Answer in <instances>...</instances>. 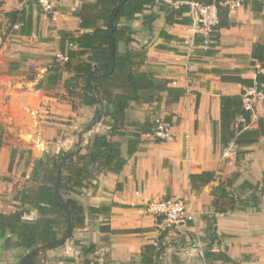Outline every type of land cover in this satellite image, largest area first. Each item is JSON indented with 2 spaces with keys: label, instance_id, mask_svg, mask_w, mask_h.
Here are the masks:
<instances>
[{
  "label": "crops",
  "instance_id": "crops-1",
  "mask_svg": "<svg viewBox=\"0 0 264 264\" xmlns=\"http://www.w3.org/2000/svg\"><path fill=\"white\" fill-rule=\"evenodd\" d=\"M186 1L153 0L132 18L117 22L127 30L116 48L133 52L131 69L184 92L175 101L161 91L158 101L130 102L117 133L110 135L112 103L90 82L103 72L92 68L74 82L75 87L83 80L88 97L95 99L92 104L68 97L66 88L73 82L67 86L65 80L73 72L59 71L55 81L49 70L37 78L25 72L26 64L36 59L50 67L62 43L65 50L78 49L68 46L70 37L84 31L77 13L98 0H53L52 17L33 1L0 0V212L21 206L19 191L38 184L33 171L43 154L69 155L60 175L76 152L90 151L94 134H104L119 143L125 160L118 173L90 165L91 176L70 191L57 188V166L54 192L63 215L53 226V240L27 250L12 244L6 248L0 238V264H14V257H3L12 253H24L16 264H27L30 255L42 250L52 251L54 264H264V135L228 158L222 156L219 140L221 96L242 95L256 86V74L264 73V62L252 55L254 46L264 47V0L223 3L227 13L222 11L219 19L228 25L219 27L207 48L201 47V39H192L187 9L178 11L187 7ZM20 9L29 17V27L25 18L13 22L5 15ZM103 23L100 19L96 25ZM27 29L29 34L21 32ZM258 90L264 92L261 86ZM262 117L264 100L257 99L245 127L256 129ZM157 118L171 123L173 139L161 141L151 134L149 122ZM24 148L35 152L31 161ZM202 172H212L213 178L190 181V175ZM251 186L259 190L257 204L242 206ZM189 194L196 212L186 224L166 227L146 208L152 199ZM230 196L236 201L232 209ZM38 216L29 208L25 218ZM6 236L14 240V235Z\"/></svg>",
  "mask_w": 264,
  "mask_h": 264
},
{
  "label": "trees",
  "instance_id": "trees-1",
  "mask_svg": "<svg viewBox=\"0 0 264 264\" xmlns=\"http://www.w3.org/2000/svg\"><path fill=\"white\" fill-rule=\"evenodd\" d=\"M153 0H98L96 4H85L81 7L77 16L80 19V27L84 30L77 37H70L69 43L75 44L78 49H64L61 44V53L67 57L66 61L52 60L49 67L50 79H57V72H73L74 76L65 80V85L74 83L79 78L84 77L92 68L103 72L102 75L94 74L90 77L91 84L102 92L104 99L112 103L113 111L110 113L112 122L110 123V135L117 133V126L125 115V109L129 107L132 101L151 102L160 100L159 92L165 91L173 100H177L183 90L175 87H167L162 81L156 80L151 74L142 71L132 70V51L126 50L119 53L116 48V42L125 35L126 27H117V22L121 18H132L134 14L140 13L145 6L150 5ZM206 3H213L217 8L219 27L228 25L227 21L220 18V13H227V8L222 6L229 0H201ZM109 4V5H108ZM100 5L99 10L93 11ZM187 7L178 8L183 12ZM13 22H21L26 19L23 9L5 13ZM103 19L104 23L97 26L98 20ZM227 18L225 17V20ZM27 27L30 26L29 17L26 19ZM23 34H29L30 30H21ZM68 34H62L66 37ZM217 35V33H216ZM89 53L87 60L81 57ZM253 58L264 62V47L256 45L253 50ZM242 83L252 85L251 79H239ZM256 86L264 89V73H257L255 78ZM88 90L87 87H84ZM117 89V92H113ZM86 103L95 102L93 97H87ZM251 110L244 109L241 102V95H225L220 98V144L225 147L230 141H234L239 147L252 143L260 135H264V117L258 120L256 129H249L245 126L250 123ZM239 119V121H236ZM154 124V123H153ZM150 126V125H149ZM148 131V128H143ZM151 130V129H150ZM151 132V131H150ZM215 135V126H214ZM243 151L239 150L237 154ZM56 158L47 157L44 165L37 161L33 175L37 178L38 184L33 187L23 188L19 191V200L21 206L26 204L29 208L35 209L38 217L34 220H27L28 209H21L18 206L14 211L8 213L0 212V238L3 239V245L7 248L11 244L30 250L38 244L47 243L54 238L53 226L58 223L59 216L63 215L61 203L58 201L54 192L55 173L57 166L64 156L59 152ZM75 159L82 162V165H76ZM125 160L120 156L119 143L108 139L104 134H94L90 141V151L85 154L76 152L74 159H70L63 167L59 175L57 184L58 189L73 190L82 186V179L91 176L92 171L89 166H98L103 171H112L118 173ZM42 165V166H41ZM41 171L40 175L39 172ZM66 171V174H63ZM39 176V178H38ZM190 181L200 180L204 183L213 178L212 172H202L189 176ZM262 186H264V173L262 177ZM252 194L242 199L241 205H256L258 201V188L250 187ZM224 195V192H223ZM231 200L230 208L236 202L234 196ZM67 205H74V201L66 199ZM94 209V208H93ZM54 215V217L52 216ZM56 216V217H55ZM211 228V227H210ZM6 233L14 235L6 236ZM38 252L33 253L27 258V264H37L36 257ZM226 260H229L227 257Z\"/></svg>",
  "mask_w": 264,
  "mask_h": 264
},
{
  "label": "built area",
  "instance_id": "built-area-1",
  "mask_svg": "<svg viewBox=\"0 0 264 264\" xmlns=\"http://www.w3.org/2000/svg\"><path fill=\"white\" fill-rule=\"evenodd\" d=\"M33 1L41 13L46 16H53L54 2L53 0H23ZM187 16L189 18V27L192 39H201V47L207 48L215 39L217 33L218 13L213 3H206L201 0H187ZM68 46H73L68 43ZM57 61H66L67 57L61 52L54 55ZM257 99L264 100V92L258 90L257 86L246 90L241 95V102L244 109L252 110L253 104ZM151 134L158 140L165 141L174 138L171 131V123L163 119H155L151 129ZM188 137V135L186 136ZM239 151V146L230 141L222 149V156L225 158L235 156ZM147 210L153 215L160 216L168 225L186 224L195 219V207L192 196L184 197H161L149 200L146 203Z\"/></svg>",
  "mask_w": 264,
  "mask_h": 264
},
{
  "label": "rangeland",
  "instance_id": "rangeland-1",
  "mask_svg": "<svg viewBox=\"0 0 264 264\" xmlns=\"http://www.w3.org/2000/svg\"><path fill=\"white\" fill-rule=\"evenodd\" d=\"M51 63H52V61H51ZM47 64H49V62H47V61H41V60H39V59H36L34 62H31L30 64H26V73H30L29 74V76L31 77V78H33V77H35V78H37V76L40 74V73H45L48 69H49V67L48 66H46ZM28 76V77H29ZM84 83H83V80L82 79H80L79 80V84L77 85V84H75V85H77V86H75L74 87V83L72 84V85H69L70 86V88L68 87V88H66V91H67V95H68V97L71 99V97H75V100L74 101H76V102H78L79 101V99L81 98V99H87V97H88V94H87V92H86V90L84 89V86H82ZM72 100V99H71ZM73 101V100H72ZM152 123L153 122H149V125H151V126H153L152 125ZM27 139H28V137H26ZM19 149H16V151H18ZM23 154L26 156V157H28V159H29V161H31V159L32 158H34L35 157V152L33 151V150H31V149H29V148H24L23 149ZM45 155V156H44ZM46 156L48 157H53L54 159L56 158V156L55 155H53V154H43L42 156H40L39 158H36V160H38V161H41L42 162V164L44 165V162H45V160H46ZM62 158H64V157H62ZM42 166V165H41ZM40 173H41V171L39 172V175H40ZM30 218V217H29ZM165 224H167L166 222H165ZM168 225V224H167ZM175 225H177V224H171V225H168V226H166V227H169V228H171V227H173V226H175ZM50 253H52V251H46V250H42L38 255H37V257H36V263H38V264H54V260L56 259V256L55 255H51ZM24 253H15V254H13L12 253V255L10 254V256L7 254V255H4L3 257L5 258V257H11V258H13V261H14V264H16L19 260H20V258H21V256L23 255ZM53 262V263H52ZM56 263V262H55Z\"/></svg>",
  "mask_w": 264,
  "mask_h": 264
},
{
  "label": "water",
  "instance_id": "water-1",
  "mask_svg": "<svg viewBox=\"0 0 264 264\" xmlns=\"http://www.w3.org/2000/svg\"><path fill=\"white\" fill-rule=\"evenodd\" d=\"M69 155H66L64 158H62L61 162L59 163L58 165V172H57V175L59 176V171L61 169V166L63 165L64 161L66 160V158L68 157Z\"/></svg>",
  "mask_w": 264,
  "mask_h": 264
}]
</instances>
